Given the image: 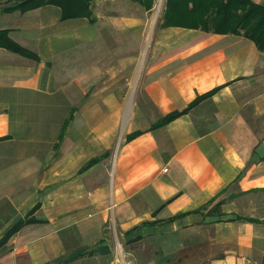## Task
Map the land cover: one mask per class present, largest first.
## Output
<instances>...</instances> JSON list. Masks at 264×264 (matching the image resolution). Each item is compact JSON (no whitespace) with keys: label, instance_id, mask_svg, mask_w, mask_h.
<instances>
[{"label":"crops","instance_id":"1","mask_svg":"<svg viewBox=\"0 0 264 264\" xmlns=\"http://www.w3.org/2000/svg\"><path fill=\"white\" fill-rule=\"evenodd\" d=\"M14 4L0 0V264H264V51L162 25L164 0L74 17Z\"/></svg>","mask_w":264,"mask_h":264},{"label":"trees","instance_id":"2","mask_svg":"<svg viewBox=\"0 0 264 264\" xmlns=\"http://www.w3.org/2000/svg\"><path fill=\"white\" fill-rule=\"evenodd\" d=\"M13 1L15 4L6 9L19 8L25 10L51 3L61 8L63 17H74L83 14V12L89 13V0ZM162 18V25H184L212 32L241 34L252 40L261 51H264V5L252 0H164ZM2 33L4 31H1ZM5 44L11 50L29 54L26 49L10 39H7ZM199 99H201V96L196 98L190 105L197 103ZM175 115L177 114H168L162 119V122ZM158 123L160 122L158 121ZM135 134H131L129 137ZM32 219L28 215L19 218L7 231L5 237L16 231L20 225ZM66 257L71 256H64L56 261H61Z\"/></svg>","mask_w":264,"mask_h":264},{"label":"rangeland","instance_id":"3","mask_svg":"<svg viewBox=\"0 0 264 264\" xmlns=\"http://www.w3.org/2000/svg\"><path fill=\"white\" fill-rule=\"evenodd\" d=\"M159 5H160V4H159ZM108 257H109V258H110V257L112 258L113 256H108Z\"/></svg>","mask_w":264,"mask_h":264},{"label":"built area","instance_id":"4","mask_svg":"<svg viewBox=\"0 0 264 264\" xmlns=\"http://www.w3.org/2000/svg\"><path fill=\"white\" fill-rule=\"evenodd\" d=\"M166 168H164V170H165Z\"/></svg>","mask_w":264,"mask_h":264}]
</instances>
